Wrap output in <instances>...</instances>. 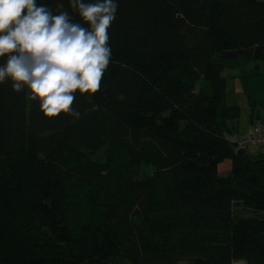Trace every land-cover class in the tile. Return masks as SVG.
<instances>
[{"label":"trees","instance_id":"trees-1","mask_svg":"<svg viewBox=\"0 0 264 264\" xmlns=\"http://www.w3.org/2000/svg\"><path fill=\"white\" fill-rule=\"evenodd\" d=\"M116 2L112 60L100 91L75 94L78 116L0 84V264H264V152L238 146L223 75L259 112L264 53L216 58L264 47V1ZM37 4L83 23L69 0ZM66 127L105 161L63 147Z\"/></svg>","mask_w":264,"mask_h":264},{"label":"clouds","instance_id":"clouds-1","mask_svg":"<svg viewBox=\"0 0 264 264\" xmlns=\"http://www.w3.org/2000/svg\"><path fill=\"white\" fill-rule=\"evenodd\" d=\"M69 3L83 23L66 11L54 14L37 0H0V58L6 57L0 84L11 80L17 93L27 86L47 118L78 116L75 94L93 97L100 91L112 60L108 29L116 0Z\"/></svg>","mask_w":264,"mask_h":264},{"label":"crops","instance_id":"crops-1","mask_svg":"<svg viewBox=\"0 0 264 264\" xmlns=\"http://www.w3.org/2000/svg\"><path fill=\"white\" fill-rule=\"evenodd\" d=\"M237 74H238L237 70H226L223 73L224 76H228V78L230 77V79L227 80L228 92H230L233 95L234 100L237 99L239 101V105H240L239 133L237 136V138L239 139V138H243V136L247 132H249L251 129L255 127H260L264 131V109L260 110L259 112L250 114L247 102L242 95L243 90L240 85V81L237 78ZM231 84L234 86V89H232ZM228 85H229V89H228ZM254 117L257 118V121H254ZM262 151L264 152V150ZM262 151H259V152H262ZM249 153L256 155L258 151L250 150ZM228 162L230 164V161L228 160H225L223 163H228Z\"/></svg>","mask_w":264,"mask_h":264},{"label":"rangeland","instance_id":"rangeland-1","mask_svg":"<svg viewBox=\"0 0 264 264\" xmlns=\"http://www.w3.org/2000/svg\"><path fill=\"white\" fill-rule=\"evenodd\" d=\"M259 1H264V0H259ZM215 40H216V36L213 35V34L209 35V37L207 38V42H208L209 45H212ZM231 86H232V89H234V86L232 84H231ZM228 89H229V85H228ZM230 90H231V88H230ZM227 100L229 102L234 101L233 95L230 92H228ZM254 121H257L256 117H254ZM253 129H251V130H253ZM260 129H262V128H260ZM248 133L249 132H247L243 136V138L246 137ZM239 139H241V138H239ZM59 141L63 145V147H66L67 150L74 149V148H79V149H81L83 151L88 152L89 155H91V159L93 161H95V162H104L105 161V151L107 149L106 146H103L102 148H100L99 150H97L95 152L89 151L90 149H87V147H85L82 142L78 141L77 138L73 135V133L71 132V130L68 127L64 128L61 131V133L59 135ZM250 157L251 158H255V155L250 153ZM229 167H230L229 162L228 163H223L220 166L219 171L221 173L226 172V171H228ZM181 264H185V263H181Z\"/></svg>","mask_w":264,"mask_h":264},{"label":"water","instance_id":"water-1","mask_svg":"<svg viewBox=\"0 0 264 264\" xmlns=\"http://www.w3.org/2000/svg\"><path fill=\"white\" fill-rule=\"evenodd\" d=\"M264 53V47L249 48L237 51H225L216 54V58L226 61L248 63Z\"/></svg>","mask_w":264,"mask_h":264},{"label":"built area","instance_id":"built-area-1","mask_svg":"<svg viewBox=\"0 0 264 264\" xmlns=\"http://www.w3.org/2000/svg\"><path fill=\"white\" fill-rule=\"evenodd\" d=\"M241 139H236L239 147L256 151L264 150V131L260 127L250 130L247 136Z\"/></svg>","mask_w":264,"mask_h":264}]
</instances>
